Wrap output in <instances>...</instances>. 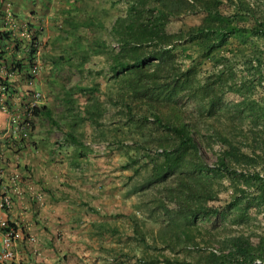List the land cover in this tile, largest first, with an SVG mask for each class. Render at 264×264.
<instances>
[{
	"label": "trees",
	"instance_id": "16d2710c",
	"mask_svg": "<svg viewBox=\"0 0 264 264\" xmlns=\"http://www.w3.org/2000/svg\"><path fill=\"white\" fill-rule=\"evenodd\" d=\"M188 10L198 12L197 21L180 22L169 34V19ZM111 29L118 40L111 74L161 132L142 182L124 194L156 185L161 222L148 227L131 217L130 229L145 247L158 242L173 254L139 260L196 264L176 251L201 242L216 244L201 251L204 264H264L247 244L249 219L264 210V0H126ZM34 51L29 47L24 64ZM24 64L13 62L17 70ZM226 92L236 97L225 100ZM213 143L209 162L201 149ZM218 190L226 197L212 210L207 203ZM209 213V226L201 225Z\"/></svg>",
	"mask_w": 264,
	"mask_h": 264
},
{
	"label": "rangeland",
	"instance_id": "374dc122",
	"mask_svg": "<svg viewBox=\"0 0 264 264\" xmlns=\"http://www.w3.org/2000/svg\"><path fill=\"white\" fill-rule=\"evenodd\" d=\"M104 1L85 0L73 3L74 7H72L73 12L71 13L75 22L73 29L69 31L68 25L65 24L67 29L63 30L65 26L62 25L61 36L69 37L58 38L62 39L58 41V44L56 43L58 39L55 40L59 47L58 52L62 51L59 55L55 50L51 54L44 53L43 56L39 52L36 53L37 48L39 50L42 45V40L33 36L32 32H26V25H23L20 35H16V37L15 34L12 35L11 46L5 54L8 58L6 61H0V71H9L13 78L19 80V84L21 82L27 84L26 86L30 85L31 83L28 82L32 80L28 71L30 64L24 63L29 47L35 48L31 64L37 66V73L33 81L37 82L40 78H45L52 91L62 92L63 88L70 91L71 101L65 104L56 100L52 109L55 110L59 107L69 109L67 104L71 105L69 112L73 114V117H70V122L75 123L74 130H77L80 144L85 146V154L79 155L77 163L72 166L73 174L75 176L92 174L86 170L84 165L87 160L98 161L96 177L102 181L106 179V196L109 202L103 214L91 215L92 218L96 216L99 220H103L104 224L100 226L97 221V226L90 225L89 231L79 233L80 238L84 236V233L89 238L88 242H83L82 238L79 241L81 245L78 244L79 248H74L76 251L73 254L78 258V263L143 264L139 257L145 253L146 256L148 254L156 255L159 252L173 254L168 248L160 247L158 242H156V246L145 247L130 229L131 217L144 220L148 227H156L161 222L160 211L154 209L158 195L157 187L152 184L133 193L124 194V192L133 185L142 182L150 165V158L158 148L156 140L161 132L147 109L129 96L122 86L120 87L119 76L111 74L109 56L118 49V40L111 26L116 16L124 14L126 0H106L110 2L109 6H106V1ZM183 2L185 3V1ZM85 11H90L93 14L88 16ZM198 17V12L190 10L179 13L169 19L166 29L169 34H172L180 22L189 24L197 21ZM86 18L89 19V22ZM94 19L98 21L96 24L92 22ZM18 44L21 46V52L14 50L13 46ZM61 48L62 50H60ZM51 59L59 62L56 69H51L53 71L48 70V64L45 65V62L49 63L48 61ZM16 60L24 64L19 70L14 69L13 62ZM184 62L187 63V60L185 59ZM48 79L54 80L56 85H53ZM90 86H92V90L88 89ZM19 90L29 92L32 89L18 86L15 93ZM34 90L41 93L36 101L30 99L29 96L28 98L20 96L17 92L13 101L11 99L6 104L4 97L6 92L1 95L0 103L4 108H0V114L3 117L4 127L3 129L1 127V133H3H0V148L3 145V148L10 146L14 149L20 143H29L30 132L37 120L36 113L31 109L32 103L33 107L38 110L44 96L40 87ZM48 93L50 95V92ZM235 97L231 92H226L222 96L225 100H232ZM180 103L183 104L187 112L191 111L190 102L185 98ZM58 112L60 111H56V115L60 114ZM24 119H29L31 127L27 135L22 137L15 129V125L20 124ZM63 120L67 121L68 119L64 116ZM57 142L58 140L54 141L56 144ZM217 149V143H213L211 148L202 146L201 152L204 159L211 162L214 158L213 151ZM190 156L192 157V154L187 152L186 158ZM98 190L100 189H97V192ZM225 197L226 191L218 190L217 197L208 201L207 204L213 210L222 204ZM92 212L94 213V211ZM212 217L213 215L209 213V217L200 220L201 225L209 226ZM249 224L251 233L247 237L248 249L255 258L257 254L264 256V232L261 230V227L264 228V210L260 213H252ZM95 228L98 231L94 230ZM145 237L148 242H153L148 232ZM215 245L210 244L207 247L200 242L194 248H179L176 254L196 264H204L205 260L200 255L201 251L215 247Z\"/></svg>",
	"mask_w": 264,
	"mask_h": 264
},
{
	"label": "crops",
	"instance_id": "0c3cea01",
	"mask_svg": "<svg viewBox=\"0 0 264 264\" xmlns=\"http://www.w3.org/2000/svg\"><path fill=\"white\" fill-rule=\"evenodd\" d=\"M79 1L85 0H0V61L8 58L5 54L11 46L12 35H20L23 25H26V32H32L33 36L42 40L36 53L43 56L44 53L51 54L55 50L57 55L61 54L57 44L62 39L58 38L65 39L69 36H61L60 30L65 24L69 31L73 29L75 22L71 14L72 7L74 2ZM105 4L109 6L110 2L106 1ZM86 14L89 16L93 13L89 11ZM92 22L96 24L98 21L94 19ZM65 29L66 26L63 30ZM13 47L16 51L22 50L19 44ZM48 62L45 65L48 64L49 71L56 69L59 63L53 59ZM0 79L7 86L4 96L6 104L11 99L13 101L17 92L28 98L29 92L19 90L15 93L18 86L30 89L40 87L44 94L36 113L37 120L30 132L29 143H20L14 149L10 146L3 148V145L0 148V191L10 201L5 214L23 231L13 258L0 264H79L78 258L73 254L76 251L74 248H79L82 238L83 242H88L89 238L85 233L80 238L79 233L89 231L90 225L94 227L104 224L103 220L96 216L92 218L91 215L103 214L109 201L106 196V179L102 181L95 174L98 161L87 160L84 165L92 174L75 176L72 172L78 156L85 154V146L80 144L77 130H74L75 123L70 122V117H73L69 112L71 105L67 104L69 109H52L56 100L65 104L71 101L70 91L66 88L62 92L52 91L45 78L33 81L28 86L21 82L19 84V80L13 78V75L4 77L2 70ZM49 81L56 85L54 80ZM56 111H60V114L56 115ZM64 116L69 122L63 120ZM2 119L0 114V133L4 127ZM55 140H58L57 144L54 143ZM13 172L18 173L15 181L10 178ZM97 189L100 190L97 192ZM27 234L33 235L34 239L28 240Z\"/></svg>",
	"mask_w": 264,
	"mask_h": 264
},
{
	"label": "built area",
	"instance_id": "2783aa9c",
	"mask_svg": "<svg viewBox=\"0 0 264 264\" xmlns=\"http://www.w3.org/2000/svg\"><path fill=\"white\" fill-rule=\"evenodd\" d=\"M28 71L29 74L32 76V80L28 82L32 83L37 73V66L35 64H30ZM9 74L10 72H7L6 70L2 72V75L4 77L9 76ZM6 91V83L2 79H0V102L2 100L1 95L4 94V92ZM28 95L30 99L36 101L41 96V93L37 90L32 89L31 91H29ZM33 105L34 104L32 103V108ZM0 108H4L1 103ZM15 127L19 135L24 137L27 135L31 124L29 119H24L21 120L20 124H16ZM10 178L12 179V181H15L18 178L17 172H13ZM9 204V197L4 192L0 191V263L13 258L18 241L23 236L22 229L18 227L14 222L10 221L5 214V210L8 208ZM26 237L28 240L31 241L34 239V236L31 234H27ZM210 249L215 250L213 247H210Z\"/></svg>",
	"mask_w": 264,
	"mask_h": 264
}]
</instances>
